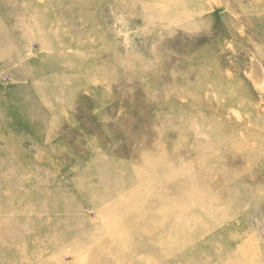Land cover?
Returning a JSON list of instances; mask_svg holds the SVG:
<instances>
[{
	"label": "rangeland",
	"instance_id": "374dc122",
	"mask_svg": "<svg viewBox=\"0 0 264 264\" xmlns=\"http://www.w3.org/2000/svg\"><path fill=\"white\" fill-rule=\"evenodd\" d=\"M0 264H264V0H0Z\"/></svg>",
	"mask_w": 264,
	"mask_h": 264
}]
</instances>
